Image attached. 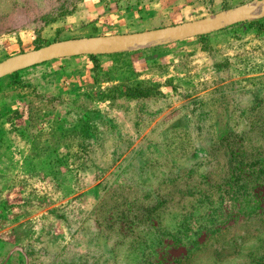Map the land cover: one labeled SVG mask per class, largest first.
I'll return each instance as SVG.
<instances>
[{
    "label": "rangeland",
    "instance_id": "374dc122",
    "mask_svg": "<svg viewBox=\"0 0 264 264\" xmlns=\"http://www.w3.org/2000/svg\"><path fill=\"white\" fill-rule=\"evenodd\" d=\"M250 1L0 0V61ZM263 18L0 79V106L34 135L0 170L6 218L45 225L29 264H264ZM136 85L152 93L126 94Z\"/></svg>",
    "mask_w": 264,
    "mask_h": 264
},
{
    "label": "water",
    "instance_id": "95a60500",
    "mask_svg": "<svg viewBox=\"0 0 264 264\" xmlns=\"http://www.w3.org/2000/svg\"><path fill=\"white\" fill-rule=\"evenodd\" d=\"M264 17V0H252L200 19L123 34L81 36L51 42L0 61V78L46 61L128 49L207 34L227 26Z\"/></svg>",
    "mask_w": 264,
    "mask_h": 264
},
{
    "label": "crops",
    "instance_id": "0c3cea01",
    "mask_svg": "<svg viewBox=\"0 0 264 264\" xmlns=\"http://www.w3.org/2000/svg\"><path fill=\"white\" fill-rule=\"evenodd\" d=\"M180 4V2H178ZM184 14H188L191 8H181ZM263 18V17H262ZM264 19V18H263ZM189 21V20H188ZM0 106V138L3 135H7L10 140L9 146L6 149L7 154L4 157H0V170L3 167H7L12 163H20V159L10 158V155H14L13 152H20L22 150L34 149L33 134L25 133L24 128H20V121L25 118L24 115H17L9 119L7 112L16 109L18 106L14 101L5 105V109ZM27 141V143H25ZM26 192L14 191L11 195L15 197H23ZM29 196V195H27ZM14 210L9 211V217L6 218V211L0 210V264H29V256L32 254L33 242L35 237V231L38 226H41V231L45 229L43 223L36 224L35 219L32 217L27 223H23L17 220L18 218L14 215ZM16 219V221H15ZM39 218L37 217L36 220ZM5 222V223H4ZM49 225L50 222L47 221ZM50 230V227H48ZM37 233V232H36Z\"/></svg>",
    "mask_w": 264,
    "mask_h": 264
},
{
    "label": "trees",
    "instance_id": "16d2710c",
    "mask_svg": "<svg viewBox=\"0 0 264 264\" xmlns=\"http://www.w3.org/2000/svg\"><path fill=\"white\" fill-rule=\"evenodd\" d=\"M255 22V21H254ZM256 22H257V20H256ZM239 23H253V22H239ZM237 24V23H236ZM236 24H233V25H236ZM255 26H260V24H256ZM260 31L262 30V29H259ZM62 40V39H61ZM56 41H58V40H56ZM41 46H43V44H38V45H36L35 46V49L36 48H39V47H41ZM120 54H123V52H120V53H111V54H96V55H93V54H89L88 55V57L93 61V63H94V65H97V57L98 56H100V55H107V56H118V55H120ZM47 62V61H46ZM44 63V62H43ZM37 65V64H36ZM33 66H35V65H33ZM32 67V66H31ZM29 68V67H28ZM25 69H27V68H25ZM22 70H24V69H22ZM19 71H21V70H18V71H16V72H13V73H11V74H9V75H7V76H9V77H15L16 75H17V73L19 72ZM1 79V78H0ZM127 89V91H126V94H128V95H131V96H147V95H150L152 92L150 91V90H148L149 88H146V87H144V88H142L140 85H136V86H134V87H127L126 88ZM146 90H148V91H146ZM157 92H158V90H155L154 91V93L153 94H157ZM28 117H30L29 116V113H28ZM36 119H38L39 118V116H37V117H35ZM27 130V129H26ZM32 134V133H31ZM34 136V135H33ZM3 139L2 138H0V143H1V141H2ZM254 182V184H253V186H256V185H264V182L263 183H260L259 181H253Z\"/></svg>",
    "mask_w": 264,
    "mask_h": 264
}]
</instances>
